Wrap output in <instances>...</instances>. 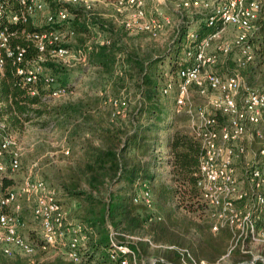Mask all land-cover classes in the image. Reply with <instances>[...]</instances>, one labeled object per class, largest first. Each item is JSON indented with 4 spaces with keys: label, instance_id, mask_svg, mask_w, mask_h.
Segmentation results:
<instances>
[{
    "label": "trees",
    "instance_id": "obj_1",
    "mask_svg": "<svg viewBox=\"0 0 264 264\" xmlns=\"http://www.w3.org/2000/svg\"><path fill=\"white\" fill-rule=\"evenodd\" d=\"M45 4L53 13L65 8L68 17L53 23L47 22L44 16L42 23L34 21V17L9 22L5 15L20 9L16 0H7L6 13L0 17V30L7 26L14 33L10 45L25 48L20 65L39 54L27 34L54 30L61 35L59 44L80 51L97 73L112 74L117 70L124 46L114 22L108 23L88 14L79 4L62 0H46ZM257 23L258 30L251 39L255 60L239 65L230 55L232 60L225 71L238 72L249 86L263 89L264 3ZM121 26L120 32H128ZM95 30L104 32L109 44L96 43ZM190 30L188 22L181 25L175 47L167 56L165 70L160 56L136 57L134 51L122 59L128 69L121 66L123 71L120 72L124 75L120 79L124 81L127 75L136 87L133 104L128 106L125 100V116L113 115L115 106L106 103L97 93L52 101L44 96L43 84L38 82L36 93L31 94L29 85L15 73L19 63L4 57L0 73V116L13 133L26 126L45 128L51 125L60 131L63 148L58 158L61 161L56 164L48 157L41 163V177L57 190L67 217L80 223L86 235L78 262L62 255L38 252L35 264H119L118 258H111L108 224L130 235L147 238L131 246L139 258L162 259L154 264H180L175 250L154 246L159 244L186 247L195 259L210 263L226 253L231 232L227 228L217 233L210 230L211 221L199 199L200 144L182 121H178V114L182 113L174 110L176 90L162 93L165 81L172 78L177 82V72L186 64L184 50ZM196 30L206 31L205 24ZM64 37H73L75 48L64 44ZM61 63L64 62L46 54L39 65L43 75L49 74L57 85L67 86L65 81L58 80L57 75L65 72ZM4 183L12 184L13 179L5 178ZM143 183L151 190L153 209L142 202H134ZM204 215L206 220L199 221ZM260 255L264 258V245ZM229 258V264H264L261 260L246 262L249 256L241 255L239 250ZM0 264H26V258L6 257L0 252Z\"/></svg>",
    "mask_w": 264,
    "mask_h": 264
},
{
    "label": "built area",
    "instance_id": "obj_2",
    "mask_svg": "<svg viewBox=\"0 0 264 264\" xmlns=\"http://www.w3.org/2000/svg\"><path fill=\"white\" fill-rule=\"evenodd\" d=\"M16 1L20 9L5 15L9 22L26 21L37 14H42L47 22L52 23L68 17L65 8L50 12L43 0ZM62 1L79 4L88 14H92L96 0ZM161 2L163 0H159ZM263 3L264 0H172V10L179 17L175 23L159 6L153 11L149 10L145 0H113L118 21L128 33H143L158 38L174 26L173 46L189 13L199 12L205 18L206 31L192 29L188 32L183 59L186 64L177 72V82L172 78L165 81L162 93L176 90L174 110L185 114L188 131L200 144L197 187L199 199L211 221L210 230L217 233L227 228L231 238L226 253L215 263L195 259L186 247L154 245L175 250L180 264H220L235 250L249 256L246 262L261 260L264 263L260 253H254L249 246L264 245V144L253 149L249 146L251 143H243L249 125L255 128L257 138L264 136V88L249 86L238 72L222 74L215 70L220 56L232 55L239 65L255 60L251 39L258 30L257 22ZM6 7L7 0H0V17L6 13ZM229 25L232 27L230 37L227 36ZM13 34L7 26L0 30V73L4 57H10L14 63H19L15 73L25 85H29L31 94L36 93L35 85L42 82L45 97L56 99L67 95L70 86L57 85L53 76L43 75L39 65L46 54L54 60L63 61L72 53L73 50L59 44L60 33L49 30L27 34L39 54L23 65L20 63L24 60L25 48L10 45ZM109 42L105 38L96 40L98 44L107 45ZM75 53L85 58L80 51ZM192 89L207 99V105L192 100ZM108 101L116 108L113 115L125 116V99L109 97ZM248 151L251 156L245 158ZM64 153L67 154L68 150ZM241 158H245V165L243 179L239 180L236 162ZM20 159L16 134L8 130L0 116V252L6 257H25L26 264H35L38 252L62 255L78 262L86 235L80 223L67 217L57 190L30 173L17 184L4 183L5 178L12 179L13 174L20 170ZM134 202H142L148 209H153L152 194L147 183L142 184ZM26 213L29 214V221ZM28 228L33 229L35 237L28 236ZM108 228L111 258H118L119 264H143V258L138 257L131 245L147 238L130 235L110 224ZM151 264H154V258Z\"/></svg>",
    "mask_w": 264,
    "mask_h": 264
},
{
    "label": "rangeland",
    "instance_id": "obj_3",
    "mask_svg": "<svg viewBox=\"0 0 264 264\" xmlns=\"http://www.w3.org/2000/svg\"><path fill=\"white\" fill-rule=\"evenodd\" d=\"M46 2V0H43ZM113 0H97L94 2L93 10L91 11V15L94 17H98L103 21H107L108 23L113 24L115 9L112 4ZM146 7L149 10H154L155 7L159 6L163 12L170 15L172 20L175 23L178 22L177 14L172 10L171 1L172 0H163V2L159 3V0H145ZM71 3L70 1H64ZM159 3V4H158ZM48 6V5H47ZM112 15V16H110ZM43 15H36L34 17V21H38L42 23ZM190 29H198L204 25V15L199 12H192L188 14L186 17ZM114 29L116 33L120 35L121 43H123V52H120L119 62L117 64V70L112 74H100L97 73L95 67L90 65L87 60L78 54L72 51V53L66 57L61 63L65 66V72L58 74V80L65 81L70 86V91L67 95L61 96L56 99H51L52 101H63L67 99H76L80 96L85 95H93L97 93L109 103V97L122 98L128 102V106L133 104L134 94L136 93V87L130 81V78L126 75V79L123 81L120 79L121 75H124L120 72L123 71V68H127L125 61V57L127 54H130L134 51L137 52L136 57L142 56H160L163 58L162 67L165 70L168 65L167 56L169 52L174 49L175 45L171 44V39L173 37V27L167 29L160 37L153 38L147 34L139 33H128V32H120L122 28L121 24L115 22ZM119 26V27H118ZM231 26H228L227 36L230 37L232 35ZM105 33L102 31L95 30V39H103L105 38ZM93 40V41H94ZM63 43L69 44L72 48H75L76 40L74 38H63ZM133 57V56H132ZM230 60H232L231 56L224 57L220 56L219 63L215 67V70L222 74H229L230 71H225V69L230 64ZM230 67V66H229ZM174 79V78H173ZM259 88V86H258ZM191 98L194 102L200 104H206L207 99L200 97L195 89L191 91ZM207 105V104H206ZM208 110H210L208 108ZM219 118L223 120V117L219 115ZM182 121V125L186 128L187 125V117L185 114H178V121ZM255 128L251 125L248 126V133L245 137L243 143L249 145L250 148L258 149L262 144H264V136L262 138H257L254 134ZM17 144L21 153V168L18 172L13 174V183H19L24 176L27 174H31L32 176L41 177V163H43L48 157L51 161L56 164L60 163L61 159L58 158L61 150L63 148V139L60 138L61 133L59 130H55L50 126L45 128L36 127V126H26L22 131L15 132ZM251 153L248 151L245 158H249ZM245 158H241L236 162V172L239 180L243 179L244 173V165ZM46 181V180H45ZM49 185L50 183L47 182ZM200 203L203 202L200 200ZM29 214L26 213V219L29 221ZM199 221H205V215L202 218H198ZM30 226L32 225L29 222ZM32 227V226H31ZM27 234L30 237H35V232L33 229L28 228ZM230 242V241H229ZM229 242L227 245H229ZM250 249L254 253H260V249L262 246L251 244L249 245ZM241 254V253H240ZM243 255V254H241ZM230 257V256H229ZM227 257L220 264H229L230 258ZM153 257H145L143 258V264H151V260Z\"/></svg>",
    "mask_w": 264,
    "mask_h": 264
},
{
    "label": "crops",
    "instance_id": "obj_4",
    "mask_svg": "<svg viewBox=\"0 0 264 264\" xmlns=\"http://www.w3.org/2000/svg\"><path fill=\"white\" fill-rule=\"evenodd\" d=\"M96 1H97V0H96ZM112 4H113V1H112ZM110 16H112V15H110ZM114 18H115V19L113 20L114 23H115V22L119 23V21H118V15H117L116 12H115ZM186 128H187V130H188V125H186ZM188 132H189V131H188ZM153 258H154V257H153ZM153 258H152V259H153ZM151 261H152V260H151Z\"/></svg>",
    "mask_w": 264,
    "mask_h": 264
},
{
    "label": "water",
    "instance_id": "obj_5",
    "mask_svg": "<svg viewBox=\"0 0 264 264\" xmlns=\"http://www.w3.org/2000/svg\"><path fill=\"white\" fill-rule=\"evenodd\" d=\"M156 260H162L161 258H159V257H154V263H155V261ZM166 262V261H165ZM166 263H168L169 264V262H166Z\"/></svg>",
    "mask_w": 264,
    "mask_h": 264
}]
</instances>
